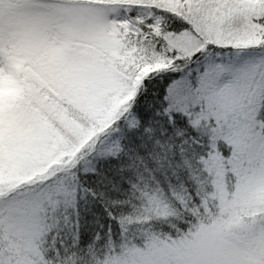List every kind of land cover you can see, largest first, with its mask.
Wrapping results in <instances>:
<instances>
[{"label": "trees", "instance_id": "trees-1", "mask_svg": "<svg viewBox=\"0 0 264 264\" xmlns=\"http://www.w3.org/2000/svg\"><path fill=\"white\" fill-rule=\"evenodd\" d=\"M27 1L32 0H0V9ZM53 1L113 3L125 8L131 19L141 17L138 30L146 36L119 31L116 56L100 55L99 63L106 66L116 91L107 96L95 120L54 90L35 85L40 97L71 117L84 132L82 138H87L71 140L57 121L31 103L38 121L50 133L47 151L53 157L62 155L58 163L39 166L40 174L35 171L38 176L33 181L51 180L53 169L61 163L59 182L51 184L53 189L39 203L34 260L36 264H135L132 251L152 255L161 250L160 257L168 258L167 264H182L162 252L193 241L222 218L211 158L213 153L229 151L222 137L230 129L228 124L235 125L236 117L239 124L249 119L248 131L257 133L264 127V66L255 67L236 116L215 105L207 111L204 101L191 105L186 100L185 107L177 109L169 104V89L181 80L194 81L193 70L203 56L185 57L163 37L192 31L195 21L189 0H169L168 6L162 0ZM260 6L258 13H263L264 3ZM155 18L158 32L148 27ZM256 24L264 31L262 23ZM256 49L264 55V45ZM205 50L213 63L216 55L228 52L232 57L236 49L218 50L211 44ZM153 66L154 71L140 78L143 69ZM126 116L134 127H129ZM105 137L116 144L117 152L99 151ZM30 177V172L15 173L9 161L0 159V196L26 186ZM4 236L0 227V264H14L15 255ZM258 256V264H264V247Z\"/></svg>", "mask_w": 264, "mask_h": 264}, {"label": "rangeland", "instance_id": "rangeland-1", "mask_svg": "<svg viewBox=\"0 0 264 264\" xmlns=\"http://www.w3.org/2000/svg\"><path fill=\"white\" fill-rule=\"evenodd\" d=\"M162 1L170 5L169 0ZM262 2L189 0L192 7L188 9L195 21L192 31L165 34L163 39L185 57L197 53L203 58L193 70L192 85L181 80L170 87L172 107L182 109L186 100L191 105L204 101L207 111L215 105L235 116L241 112L240 103L252 84L255 67L264 64L262 52L256 49L264 45V31L256 24L264 25V12L258 13L257 9ZM121 13V8L113 3L64 1L26 2L0 10V158L7 159L15 173H31L26 186L0 196V227L15 255L14 264H36L39 203L53 189L51 184L59 182L57 169L61 163L53 169L55 176L51 180L33 179L40 174L39 166L48 167L62 159V155L53 157L47 151L50 133L38 121L31 103L57 121L71 140L79 142L87 138H82L84 132L71 117L62 115L40 97L35 85L53 89L58 97L95 120L107 96L116 91L106 66L99 60L102 52L115 57L120 49L116 28L123 25L117 23ZM158 26L156 18L150 25L152 32H158ZM72 40L77 43L69 44ZM211 44L218 50L236 49L233 58L224 52L210 63L205 49ZM154 69V66L143 69L140 78ZM130 97L122 101L123 109ZM233 120L235 125L229 123L230 129L222 136L230 146L229 151L213 153L211 158L221 220L199 232L193 241L181 242L162 252L177 257L182 264L260 261L258 255L264 247V136H261L264 127L254 133L248 131L249 119L240 124L236 117ZM127 121L134 125L131 118ZM116 147L105 137L98 149L111 153L118 151ZM132 254L135 264H167L168 260L160 257L161 250L152 255L138 251Z\"/></svg>", "mask_w": 264, "mask_h": 264}]
</instances>
